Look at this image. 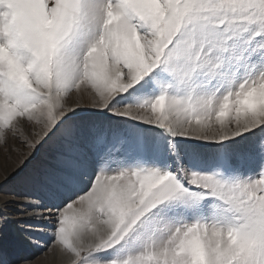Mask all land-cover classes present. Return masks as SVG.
I'll return each instance as SVG.
<instances>
[{
	"label": "snow or ice",
	"instance_id": "snow-or-ice-1",
	"mask_svg": "<svg viewBox=\"0 0 264 264\" xmlns=\"http://www.w3.org/2000/svg\"><path fill=\"white\" fill-rule=\"evenodd\" d=\"M54 134L66 264H264V0H0V148Z\"/></svg>",
	"mask_w": 264,
	"mask_h": 264
},
{
	"label": "rangeland",
	"instance_id": "rangeland-1",
	"mask_svg": "<svg viewBox=\"0 0 264 264\" xmlns=\"http://www.w3.org/2000/svg\"><path fill=\"white\" fill-rule=\"evenodd\" d=\"M80 105L72 117L77 123L92 126L102 119L93 110L89 97L80 99ZM12 143L10 139L9 144ZM196 143L205 153L214 151L210 144ZM61 145L59 134H54L34 153L22 146L18 152L0 148V264H66L67 258L57 247L53 245L48 251L46 246L52 243L51 228L31 219L33 209L29 207L30 203L40 202L42 191L37 177L55 165ZM233 147L245 151L250 143L238 141ZM33 226L34 231H26Z\"/></svg>",
	"mask_w": 264,
	"mask_h": 264
}]
</instances>
